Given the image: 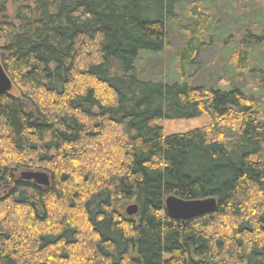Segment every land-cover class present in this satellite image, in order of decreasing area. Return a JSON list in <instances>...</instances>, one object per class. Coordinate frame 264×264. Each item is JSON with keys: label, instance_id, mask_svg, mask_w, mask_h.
<instances>
[{"label": "trees", "instance_id": "1", "mask_svg": "<svg viewBox=\"0 0 264 264\" xmlns=\"http://www.w3.org/2000/svg\"><path fill=\"white\" fill-rule=\"evenodd\" d=\"M176 33L180 76L224 43L223 89L137 76ZM263 46L264 0H0V264H264ZM168 196L216 209L177 220Z\"/></svg>", "mask_w": 264, "mask_h": 264}, {"label": "rangeland", "instance_id": "2", "mask_svg": "<svg viewBox=\"0 0 264 264\" xmlns=\"http://www.w3.org/2000/svg\"><path fill=\"white\" fill-rule=\"evenodd\" d=\"M248 10V7H244L240 12L236 13L245 14L249 12ZM220 13L224 15L225 11H220ZM181 40L182 35L179 33L173 36L170 35L165 49L160 54H142L136 64L138 70L137 76L142 79L160 80L162 82L171 80L172 78L176 80L184 78V81L192 87L223 89L226 85V79L231 76L230 70L227 69L224 63V43H220L215 39H213L214 43H205L200 49L194 65L188 67L185 74L180 76L174 56L175 52L182 44ZM205 41L208 42L209 40L206 39ZM258 55L264 62V46L258 49ZM242 82L243 79L236 78L234 85H242ZM13 94H17L16 91H14ZM255 98H258V96ZM158 125L163 129L164 134L168 136L209 126V120L206 116H201L191 120H162L158 122ZM32 171L41 172L36 170ZM22 173H20L19 177Z\"/></svg>", "mask_w": 264, "mask_h": 264}, {"label": "water", "instance_id": "3", "mask_svg": "<svg viewBox=\"0 0 264 264\" xmlns=\"http://www.w3.org/2000/svg\"><path fill=\"white\" fill-rule=\"evenodd\" d=\"M12 83L0 64V95L9 94L12 90ZM21 180L32 181L34 184L48 187L49 177L43 172L28 171L23 172ZM216 209V200L213 198L203 200L184 201L175 196H168L165 199L166 213L177 220L187 221L200 216L212 213ZM138 206L131 204L126 208L128 216L137 214Z\"/></svg>", "mask_w": 264, "mask_h": 264}]
</instances>
